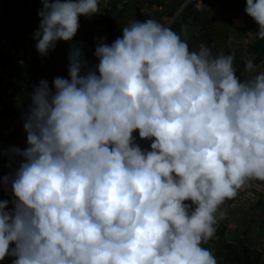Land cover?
<instances>
[{"label": "clouds", "instance_id": "clouds-1", "mask_svg": "<svg viewBox=\"0 0 264 264\" xmlns=\"http://www.w3.org/2000/svg\"><path fill=\"white\" fill-rule=\"evenodd\" d=\"M42 56L73 41L100 0H42ZM186 5H182V8ZM245 13L264 40V0ZM100 39L89 67L80 44L55 91L34 87L23 157L3 177L0 261L11 264H218L206 247L223 206L264 183V71L213 55L154 20ZM140 139L150 141L142 148ZM14 157L10 164L15 163ZM13 207H9V205Z\"/></svg>", "mask_w": 264, "mask_h": 264}, {"label": "crops", "instance_id": "crops-1", "mask_svg": "<svg viewBox=\"0 0 264 264\" xmlns=\"http://www.w3.org/2000/svg\"><path fill=\"white\" fill-rule=\"evenodd\" d=\"M182 5H186L182 8ZM246 0H210L206 3H187L186 0H100V13L91 18L80 16V27L73 41H59L55 50L42 56L36 49V39H28L27 60H11L0 73V200H11L12 194L3 186V177L11 172L8 166L13 147L26 149L25 116L31 105L34 87L42 79L55 91L56 77L68 78L69 52L72 44H80L89 67L98 64L95 47L100 39L112 43L122 36L123 27L131 21L149 18L169 28L188 41L191 50L203 43L212 48L213 55L233 54L237 75L247 78L245 62L250 48L258 41L256 22L245 11ZM39 28V25L37 29ZM10 57L13 50L6 47ZM264 71V57L257 63ZM142 148L150 141L140 139ZM16 157V156H15ZM14 157V158H15ZM9 207H13L11 204ZM226 213L215 236L204 245L216 257L218 264H264V183L253 181L238 196L223 206ZM8 257L0 264H11Z\"/></svg>", "mask_w": 264, "mask_h": 264}, {"label": "trees", "instance_id": "trees-1", "mask_svg": "<svg viewBox=\"0 0 264 264\" xmlns=\"http://www.w3.org/2000/svg\"><path fill=\"white\" fill-rule=\"evenodd\" d=\"M42 6V0H0V73L11 60H27L28 39L34 36L40 24L38 11ZM6 47L13 50L12 57ZM250 57L255 58L254 63L264 57V40L258 39L250 48ZM3 80L0 77V85ZM5 115V112H0V117Z\"/></svg>", "mask_w": 264, "mask_h": 264}, {"label": "built area", "instance_id": "built-area-1", "mask_svg": "<svg viewBox=\"0 0 264 264\" xmlns=\"http://www.w3.org/2000/svg\"><path fill=\"white\" fill-rule=\"evenodd\" d=\"M208 1H210V0H186L187 3H206V2H208ZM165 26L169 27V22L166 23ZM14 160H15V163L12 164V167L10 168L11 171H12L14 168H16V167L19 166V162H20L21 160H23V157L16 156V157L14 158Z\"/></svg>", "mask_w": 264, "mask_h": 264}]
</instances>
